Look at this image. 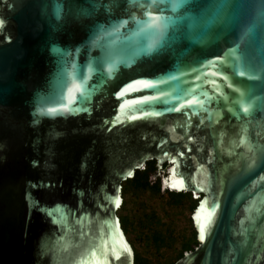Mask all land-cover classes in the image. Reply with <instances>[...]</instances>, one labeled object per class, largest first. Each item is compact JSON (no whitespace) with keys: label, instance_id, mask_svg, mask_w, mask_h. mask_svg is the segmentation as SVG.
<instances>
[{"label":"water","instance_id":"water-1","mask_svg":"<svg viewBox=\"0 0 264 264\" xmlns=\"http://www.w3.org/2000/svg\"><path fill=\"white\" fill-rule=\"evenodd\" d=\"M148 11L179 18L162 45ZM0 21V264H135L117 211L150 160L196 201L172 264H264V0H0ZM137 79L165 83L116 95ZM181 89L208 103L167 111Z\"/></svg>","mask_w":264,"mask_h":264},{"label":"rangeland","instance_id":"rangeland-1","mask_svg":"<svg viewBox=\"0 0 264 264\" xmlns=\"http://www.w3.org/2000/svg\"><path fill=\"white\" fill-rule=\"evenodd\" d=\"M122 197L124 202L117 215L129 219L126 236L134 251L145 259L143 264H171L177 258L182 243L191 237L193 202L184 198L179 205H173L164 192L159 194L148 190L136 193L129 191ZM149 219L155 221L150 229L160 231L163 237L164 243L159 248L149 237L148 230L138 233L142 229L141 222Z\"/></svg>","mask_w":264,"mask_h":264},{"label":"snow or ice","instance_id":"snow-or-ice-1","mask_svg":"<svg viewBox=\"0 0 264 264\" xmlns=\"http://www.w3.org/2000/svg\"><path fill=\"white\" fill-rule=\"evenodd\" d=\"M176 7H178V5H173V10ZM220 7L223 8V7H226V5H220ZM249 7H251V6H249ZM58 15H59V11H58ZM146 16L148 17V19L143 20V21H138V18L135 17V16H133L131 19L138 21V23L142 25V27L140 28V31L150 30L152 32L153 37H154V39H153V44L154 45H162V44H164L165 41H166L167 31H168L169 26L170 25H177V22H178L179 18L178 17L177 18H172V17H168V16H161L158 13V11H148L146 13ZM2 23L3 22L0 21V24H2ZM115 27L116 26L114 25V28ZM57 51H59V50L57 49ZM218 62L219 61H217V60L211 61L212 64H215V63H218ZM205 66L207 67L208 65H205ZM222 67H223V65H222ZM220 71L221 70L218 69L216 73H213V75L220 74ZM108 75L111 76L113 80H115V76L112 74V71H110ZM241 75H243V72H241ZM169 79L175 80V79H177V77L170 76ZM197 79L203 80L204 77L200 76V77H197ZM224 79L227 80V79H229V77L225 76ZM160 83H165V81H153L151 79H137V80L133 81L132 83L127 84L126 87L124 89H122L120 92H118L116 95L118 97H123L126 94H129L131 91H140L141 89L155 88V87H157V84H160ZM133 84L139 85V88L133 89ZM212 84H213L214 87H217L215 81H212ZM229 86H231V85H229ZM157 90L159 91V89H157ZM92 91H95V88H93ZM181 91L184 92V96L181 97L179 95H176L174 97L175 102L179 103L180 99L183 98V99H185L186 103L181 105L178 108H175V109H173L172 107H168L166 109L167 111L171 112V111L175 110L176 112H180L182 108H185L188 105H200L202 107L204 104L208 103V99L207 98L203 99V100L196 99V98H194L192 100H187L186 97L188 95H192L193 94L192 90L181 89ZM90 95H91V93L84 94L82 92L80 97H73L72 99H70L69 100V105H72L73 102L75 101L76 103L80 104V109L79 110H84L83 109V104L85 102L89 101ZM166 95L167 94L161 92L159 96H142V97H140L139 100H130V101L126 100L125 103L120 104V108L124 109L127 105H136V104H139V103L144 102V101H155V100L161 99V97H164ZM201 95L207 97L206 93H201ZM240 95H241V97H243L244 94L241 93ZM164 102L166 104L170 103L169 100H165ZM236 103H240V101H236ZM196 110H199V109H196ZM248 110L249 109L247 107H245L243 109V111H245V112H247ZM56 111H57V109H49L48 110L49 113H55ZM63 111L64 112H68L69 111V107L68 106H64L63 107ZM41 114H43V110L42 109H41ZM148 114H152V115H156V116H160L161 115L160 112L141 113V115H148ZM137 118H139V117L132 116L129 119H137ZM210 119H211V116H210ZM36 122H38V121H36ZM201 123H203V122H201ZM250 150H252V149L250 148ZM255 152L259 153V159L261 161H264V146H256ZM165 155H167V153H165ZM180 155H183V153H181ZM255 163H256V158H253L252 164H250L249 167L251 168L253 166V164H255ZM201 167H203V165H201ZM129 175H131V173H129ZM212 214L213 213H210L209 215L211 216ZM205 237H206L205 225L201 224V226H200V240L203 242L205 240Z\"/></svg>","mask_w":264,"mask_h":264},{"label":"trees","instance_id":"trees-1","mask_svg":"<svg viewBox=\"0 0 264 264\" xmlns=\"http://www.w3.org/2000/svg\"><path fill=\"white\" fill-rule=\"evenodd\" d=\"M166 165H164L165 167ZM156 165L154 160H150L146 162V166L143 169L136 170L133 177L130 179H127L126 181L123 182L122 184V195L124 196L125 193L133 192L136 193L137 191H151L154 193H161L160 189V180L158 177H156L154 180L150 179V177L156 173ZM164 193L168 196L169 198V203L173 205H179L184 198H188L193 202L191 205V211L194 209V206L196 204V201L192 199V196L190 193H177V192H170L168 190H165ZM124 202V200H123ZM122 202V204H123ZM153 215V214H151ZM121 221V227L123 228L125 234L126 232L129 231V219L125 216L119 217ZM154 218H156L154 216ZM191 219V218H190ZM155 223L153 219L149 220H144L141 222V228L139 229L138 233L142 234L144 230H148L149 237L153 240V243L157 244V247L159 248L160 245H163L164 240L163 237L159 232L156 230H151L150 226ZM191 237L188 239V241L183 242L182 246L180 248V252L177 255V258L171 262H175L179 257L182 256L183 251L185 250H190L193 248L194 245L197 244L196 238H195V231L193 229V226H191ZM147 233V232H146ZM135 254V264H143L145 262V259L142 258L138 253L134 251Z\"/></svg>","mask_w":264,"mask_h":264},{"label":"bare ground","instance_id":"bare-ground-1","mask_svg":"<svg viewBox=\"0 0 264 264\" xmlns=\"http://www.w3.org/2000/svg\"><path fill=\"white\" fill-rule=\"evenodd\" d=\"M194 198H197V196H195ZM120 207H121V206H120ZM120 207H119V208H120Z\"/></svg>","mask_w":264,"mask_h":264},{"label":"clouds","instance_id":"clouds-1","mask_svg":"<svg viewBox=\"0 0 264 264\" xmlns=\"http://www.w3.org/2000/svg\"><path fill=\"white\" fill-rule=\"evenodd\" d=\"M193 198V197H192Z\"/></svg>","mask_w":264,"mask_h":264}]
</instances>
